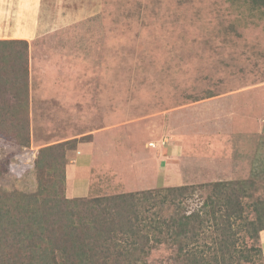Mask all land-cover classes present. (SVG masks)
Returning a JSON list of instances; mask_svg holds the SVG:
<instances>
[{
    "label": "rangeland",
    "instance_id": "1",
    "mask_svg": "<svg viewBox=\"0 0 264 264\" xmlns=\"http://www.w3.org/2000/svg\"><path fill=\"white\" fill-rule=\"evenodd\" d=\"M41 8L28 41L29 143L18 139L20 118L0 126L1 191L37 193L39 150L71 140L68 163L93 151L115 158L112 167L79 168V179L92 172L85 197L250 177L264 153V11L252 0H43ZM0 16L5 35H23L16 12ZM3 87L0 104H26ZM260 243L264 253V231ZM170 255L161 247L149 260Z\"/></svg>",
    "mask_w": 264,
    "mask_h": 264
},
{
    "label": "trees",
    "instance_id": "2",
    "mask_svg": "<svg viewBox=\"0 0 264 264\" xmlns=\"http://www.w3.org/2000/svg\"><path fill=\"white\" fill-rule=\"evenodd\" d=\"M252 2L264 11V0ZM29 84V42L0 39L3 95L26 100L0 104V126L20 118L22 145L29 143ZM73 141L39 150L37 193L0 190V264H156L149 259L161 247L171 255L158 264H264V187L257 186L264 153L249 178L76 197L64 189L73 188L65 156Z\"/></svg>",
    "mask_w": 264,
    "mask_h": 264
},
{
    "label": "crops",
    "instance_id": "3",
    "mask_svg": "<svg viewBox=\"0 0 264 264\" xmlns=\"http://www.w3.org/2000/svg\"><path fill=\"white\" fill-rule=\"evenodd\" d=\"M42 4L43 0H0V13L2 15H6L8 13L14 14L16 12L19 16L16 19L15 28H19L23 32V35L19 38H11L10 36L5 35L6 25L3 18H6V16H4L3 18L0 16V39H26L27 41H30V38L34 37L38 33L40 28V13ZM3 22L4 24H2ZM3 28L5 29L2 30ZM107 140L112 141L109 136ZM80 155H83V153H80L79 156L75 157V159L70 160L69 165L67 166V171L68 177L73 179V189L83 191V193L79 196H85L89 194L90 191L92 172L83 170L82 179H79V168L89 166L95 167L96 165L101 166L103 163L108 164L110 167H112L114 166L115 158L111 157L112 160H110V153H107L106 156L105 154H101L95 151H93L91 155L88 154V160H83Z\"/></svg>",
    "mask_w": 264,
    "mask_h": 264
}]
</instances>
